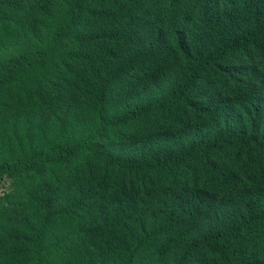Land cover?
Here are the masks:
<instances>
[{
  "label": "trees",
  "instance_id": "trees-1",
  "mask_svg": "<svg viewBox=\"0 0 264 264\" xmlns=\"http://www.w3.org/2000/svg\"><path fill=\"white\" fill-rule=\"evenodd\" d=\"M0 264H264V0H0Z\"/></svg>",
  "mask_w": 264,
  "mask_h": 264
},
{
  "label": "rangeland",
  "instance_id": "rangeland-1",
  "mask_svg": "<svg viewBox=\"0 0 264 264\" xmlns=\"http://www.w3.org/2000/svg\"><path fill=\"white\" fill-rule=\"evenodd\" d=\"M2 187H3L4 189H8V188L10 187V185H9V183H7V181H5V182L3 183V185H2Z\"/></svg>",
  "mask_w": 264,
  "mask_h": 264
}]
</instances>
